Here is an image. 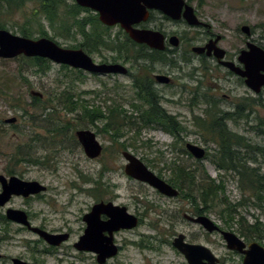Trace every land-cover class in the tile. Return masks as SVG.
I'll return each mask as SVG.
<instances>
[{
  "label": "rangeland",
  "instance_id": "obj_1",
  "mask_svg": "<svg viewBox=\"0 0 264 264\" xmlns=\"http://www.w3.org/2000/svg\"><path fill=\"white\" fill-rule=\"evenodd\" d=\"M186 1L194 8L198 19L206 24L205 27H191L185 21L164 20L161 13L156 14L153 23H160L175 32L187 31L186 36L196 37L192 45L195 47L203 45L210 34L220 35L222 40L219 45L229 57L237 58L247 42L264 48V0ZM66 2L72 5L75 0ZM36 9L39 10L36 0H26L21 8L12 12L3 9L0 22L5 23L7 30L13 34L22 35L21 28L26 25L35 31L32 37L26 38L45 37L40 35L39 22H36L33 16ZM78 19L81 23L87 21L85 29L78 28V32L67 37L56 34L45 21L44 29L48 32L47 36L54 39L60 47L82 49L88 52L96 64L99 63L96 62L98 57L93 56L94 52H103L104 56L114 57L113 60L117 64L130 70L131 76L95 75L84 69L64 67L49 60H46L47 66L38 67L30 63L29 59L32 58L26 59L23 56L0 58V174H4L8 180L9 176H17L27 181H38L50 188L42 200L25 203L22 199L14 198L4 209H0V212H4L8 207L30 209L35 216L32 219L38 226L46 223L49 229L66 227L80 231L84 227L82 217L100 198L115 200L128 206L130 210L136 208V199H140L141 202L153 201L161 208L169 206L158 193L124 173L126 160L122 153L127 151L142 160L157 175H161L166 182L171 178L174 164L196 170L199 178L203 175L220 180L222 176L223 180H226V196L230 203L235 204L242 196H246L248 200L249 205L239 207L235 218L238 220L243 218L249 222L248 224H253L255 218H258L264 224V204L261 207L256 206L258 200L253 198L250 192L239 189L238 181L237 179L235 181L232 175L223 176L224 173H221L207 157L208 154H214L217 147L216 144L205 141V133L208 136L210 134L202 130L197 121L198 118H206L207 114L211 115L210 118H215L219 113L235 112L237 106H244L248 102V107L249 103L251 104L249 116L244 118L243 114L237 120H227L225 125L231 132L245 137L251 145L264 148V89L256 95L238 78L229 76L224 68H219L215 59L200 57L192 52L190 53L192 62L185 63L179 58H172L174 61L170 60L171 58L163 60L161 54L144 49L146 55L138 63L132 52L118 51L116 47L118 42H127L121 35L117 40L115 35L119 34L118 29L110 33L113 42L107 41L106 45L101 46L99 42L85 41L86 33L90 35L89 30H92L94 25L90 24L91 19H94V12L81 11ZM244 26L249 27V36L242 31ZM95 30L101 31L102 28L96 25ZM106 39L108 40L107 37ZM187 44L188 49L191 45ZM190 72L195 76L192 80H189ZM167 73L173 75L180 85L169 86L156 82L155 88L168 98L161 102L162 106L166 108L170 117L175 119L178 126L184 128L178 138L162 128L145 127L133 130L122 139L130 145L125 149L115 144L111 139V133L98 134V129L103 128L102 123L91 124L87 119H78L85 117V108L108 113L109 108L119 105L131 112V104L140 103L135 99V82L145 80L148 76L152 79V74ZM69 93L75 95L74 102L77 100L81 102L80 110L72 114L66 109L67 104L71 105L66 99ZM36 98L40 100L37 101ZM55 103H59L60 107L56 109V115L49 116L51 109L44 110V106L49 107ZM53 117L59 119L56 125L50 119ZM11 118H16V122L7 123L6 120ZM62 126L71 128L65 130V135L54 138L52 129H60ZM82 129L98 134L97 138L104 148L98 159L87 157L76 138L71 140L72 136L75 137L76 131ZM188 144L203 147L206 156L203 159L195 158L187 150ZM250 152L248 158H256L257 161L248 164L257 167L264 174V155L254 154L252 150ZM20 158L22 161L15 164L14 161ZM83 176L104 184L98 185V190L101 189L99 195L96 189H91V184L83 183ZM176 187L181 193L179 198L185 200L181 202L182 208L190 210L191 203L187 198L196 199L197 203L193 205L195 208L205 204L199 198L200 192L196 188L183 189L179 184ZM215 203L217 201L208 202L207 216L217 223H227L229 213L224 212L220 206H215ZM1 216L2 212L0 236H4L5 239L0 252L5 257L0 259V264H11L9 258L29 250L25 241L34 236L19 231V227L8 219V223L4 222ZM229 227L238 229L240 226L235 223ZM140 230L147 231L148 228L144 226ZM174 230L199 228L188 226L183 221H176ZM257 236L263 238L261 235ZM133 254L134 250L130 249L128 255ZM85 256V264H94L91 254ZM54 260L48 259L50 262Z\"/></svg>",
  "mask_w": 264,
  "mask_h": 264
},
{
  "label": "flooded vegetation",
  "instance_id": "obj_2",
  "mask_svg": "<svg viewBox=\"0 0 264 264\" xmlns=\"http://www.w3.org/2000/svg\"><path fill=\"white\" fill-rule=\"evenodd\" d=\"M96 13H94V18L96 16H98L99 18V14ZM158 13L161 12L157 10H149V19L134 24L133 28L138 30L162 33L164 36V49L157 50L149 47L147 44H136L143 46L146 51H150L151 53H156V51L162 52L164 57H166L167 59L171 58L170 60L172 61H174V59L172 58H179V60L184 61L185 63L192 62V56L190 54L191 52L199 55L200 57L215 59L219 68H224L229 76L238 78L240 82L246 85V79L244 77L237 75L234 71L230 70L225 65H222L219 62L214 54V50H212V53L210 55L207 52L202 54L194 52L193 48L195 46L192 45L193 41L196 40L195 36L191 35L188 37L186 36L187 31H184L183 33L175 32L174 30H169L160 23H153L156 20L155 16ZM161 14L163 15L162 18L164 20H172L163 13ZM177 21L186 22V20H184L183 18ZM101 26L103 30L106 31L103 33L104 39L110 43L113 42L111 40L112 37L110 38V33L114 29L119 30V34L116 33L115 35L117 40L119 39L118 36L120 35L122 37H125V39L126 36L129 37V35L125 33V31L121 28L120 24H117L113 27H109L105 24H101ZM205 26L206 24L203 23L197 27ZM217 36L219 35H208L207 41L199 47H205L210 41L215 40ZM106 37L108 38V40L106 39ZM173 37H176L177 39H173ZM220 41L218 42V44L220 43ZM187 43L191 45L188 47V49L186 48V45H188ZM246 49L247 43L246 47L240 50L238 56H236L237 58H235V56L229 57L227 54L225 58L226 61L234 62L241 69H245V65L239 62V55L242 50ZM94 55L98 57V60H94H97L96 62L99 64L116 63L115 60H113L114 57L112 58L109 56H104L103 52H94L93 56ZM179 69H181V66L179 67ZM127 76H131L130 70L128 71ZM158 76H164L167 79L165 82H162L165 83L164 85L177 86L180 84L170 73L161 75L152 74L153 80L150 78V76L146 77L145 80H142L143 86L145 85L146 87H148L149 91L156 95V97H154V100L157 102L158 106L165 110L167 112V115L170 116L166 108H164L161 104V102H163L164 100H168V98L162 95V91L156 90L155 88L156 82L161 83L158 80ZM189 77V80L195 78L194 73L190 72ZM134 85H136V82ZM76 141L82 147L77 138ZM0 176L5 177L4 174H0ZM139 183L149 187L150 189H152V191L158 193L162 197V199H164V201L168 202L169 206L161 208L157 203H154L153 201L146 200L141 202L140 199H136V208L130 210L128 206L122 203H117L115 200H104L103 198H100L97 199V202H95L90 207L89 211L82 217V223L84 227L80 231H74L66 227L49 229L46 223H42L40 226H38L32 219V217L35 216L32 214V211L30 209H20L28 214L31 226L39 228L50 234L66 235V239L59 245H51L37 232L29 229V227L12 222L19 227V231L28 232L34 237L29 238V240L25 241V245L29 246V250L26 248L27 250L25 253L20 254L16 257H10L9 261L11 262V264H13V259H18L27 264H85V255L91 254V260H94V264H245L246 259L250 258L249 253L251 251V245L258 244L261 248L257 247V249L264 250L263 238L257 235L251 236L249 235V233L247 234V232H242L235 228H231L229 227L230 225L228 224V221L227 223H217L215 221H212L207 216L206 210H209L208 206H204L203 204H201V207L198 208H195L196 206H193L195 205V203H197L195 201L196 199L193 200L192 198H187V200H189L191 203V207L190 210H186L185 208H182L181 202H184L185 200L179 198V195L181 194L180 192L177 197H168L147 183ZM3 187L4 186L0 181V194L4 192ZM74 187L77 186L74 185ZM173 187L179 191V188H177L176 186ZM49 190L50 188L47 186V190L45 192L30 195L29 197H24L23 195H13L9 200V203L14 198L22 199L25 203L42 200L46 197L45 195ZM83 190L86 191V189ZM96 191L98 195L101 193V191L98 189H96ZM96 205L103 206L94 214V216L96 215L94 217V223L90 224L87 221V218L88 215L92 213L93 208ZM4 208L5 207H0V209ZM1 212L4 220V216L6 218V210H4V212ZM200 217L210 219L218 227V229L210 231L204 224L197 222V219H199ZM133 220H135L136 223L134 227H124L132 223ZM179 220L183 221L188 226L199 228V230H174L175 222H180ZM91 225L95 227L93 233L91 232V234L96 237L93 244L91 245V247L87 245L88 248L78 247L79 244L82 245L83 243H86L87 230ZM144 226L148 228L147 231L140 230ZM117 227L119 228L117 229ZM224 232L233 233L238 238L233 240V247L229 246ZM83 238H86L85 241L83 240ZM4 239V236H0V250ZM130 249L134 250V254L131 256L128 255ZM183 250L188 251L189 255L187 256V253H185ZM102 251H105V253L108 252V255L103 257ZM253 255L255 256L253 258L258 259L257 256H264V252L258 250L257 255ZM4 257L5 256L0 252V259H3ZM174 257L176 258V260ZM189 257L191 260L189 259ZM51 258L55 259L54 262L48 261V259L51 260Z\"/></svg>",
  "mask_w": 264,
  "mask_h": 264
},
{
  "label": "trees",
  "instance_id": "obj_3",
  "mask_svg": "<svg viewBox=\"0 0 264 264\" xmlns=\"http://www.w3.org/2000/svg\"><path fill=\"white\" fill-rule=\"evenodd\" d=\"M26 0H0V14L3 9H6L7 12H12L15 9L21 8V6L25 3ZM39 4V10L36 9L34 11V17L36 18V22H39L40 30L39 33L42 36H47L48 32L44 29V21L47 22L56 32V34L60 36H69L70 34L78 32V28L85 29V25H87V21L81 23L79 21V15L81 11H88L86 8H82L76 3L69 4L66 0H36ZM43 19V20H42ZM73 21H72V20ZM90 24H94L92 30L90 29V35H87V40L94 41L96 43H100L99 45H106L107 41H105L101 31H96V25H100V21L98 17L91 19ZM5 23L0 22V28H5ZM95 28V29H94ZM35 32L31 26H22L21 34L25 37H32ZM83 32V31H82ZM96 33V34H95ZM75 35V34H74ZM127 42L123 43L121 41L117 44V49L119 52H132L133 56H135V60L139 63L140 60L146 55V51L144 47L136 44L132 41L128 36H126ZM85 47V46H82ZM109 47V45H108ZM161 54L163 60L167 58L163 56L162 52L156 51ZM28 59V58H26ZM30 63L34 66L43 67L47 66V61L40 58H32ZM168 60V59H167ZM67 67V66H64ZM136 94L135 99L139 100L140 103L131 104L132 110L129 112L122 106L111 107L108 110V113L102 112L99 110H95L94 108H85V117L78 118L79 120L87 119L91 124L102 123L103 128L98 129V134L103 132L111 133V139L115 142V144L120 147H124L125 149L129 147V144H126L122 139L126 137L133 130L143 129L145 127H155L162 128L165 131L169 132L175 138H178L179 134L184 131V128L178 126V123L175 122V119L171 116L167 115V112L158 106L157 102L154 100L156 95L149 91V88L145 85L143 86L142 80L136 82ZM75 95L69 93L66 98L67 101L71 102V105L66 106V109L69 113H76V111L80 110L79 100L76 102L73 101ZM63 99V98H62ZM61 99V100H62ZM39 101V98H36ZM60 100V101H61ZM59 101V102H60ZM59 103H55L52 106H44V110L51 109V113L49 116H54L56 109L60 106ZM251 104L246 102L244 106H237L235 112L231 113H219L215 118H210L211 115L207 114L206 118H198L199 127L208 131V136L205 132V141L212 142L216 144V152L214 154H208L207 157L216 165L217 169L224 173L223 176L232 175L234 180L238 181V188L242 189L244 192H250L253 195V198L258 200V204L256 206L261 207L264 204V174L256 167L250 166L248 163L256 162V158H248L250 156L252 150L254 154H262L264 155V148L260 146H253L249 141L237 133H233L230 129L227 128L225 123L227 120H237L244 114V118L249 116V111ZM82 109V108H81ZM104 113V114H103ZM221 114V115H220ZM78 115V114H77ZM54 121L56 125L59 121L57 118H50ZM54 125V126H55ZM73 125V124H72ZM206 125V126H205ZM71 127L65 128L62 126L59 128L52 129L51 133H54V138L65 135L67 129ZM72 136V135H71ZM75 137L72 136L71 140ZM123 148V149H124ZM22 159H17L14 161L15 164L20 163ZM13 163V164H14ZM174 169L170 175V179L168 182L173 185H180L184 188H196L200 192L199 198L204 201V206H209V201H214L215 206H220L224 212L229 213V221L228 224L233 226V224L238 223L239 228L237 230L242 232H247L249 235H261L264 238V224L260 222L258 218H255L253 224H248L243 218L238 220L234 215L237 214V210L239 207H246L249 204L248 200L245 197H241L238 202L235 204L230 203L226 196V180H223V177H220V180L208 178L206 176L198 177L196 170H192L189 167H183L174 164ZM104 174L102 175V177ZM163 178L161 175H159ZM83 183L91 184L92 190L98 189L99 184H103L102 182H98L88 179L83 176ZM104 185V184H103ZM197 185V186H196ZM88 192H91L87 190ZM96 191V190H95ZM101 191V189H100ZM94 197L97 195H93ZM190 196V195H189ZM191 197V196H190ZM193 197V196H192ZM251 199V196H250ZM195 200V198H194ZM3 219V216H1ZM4 222H7V219L4 216ZM263 234V235H262Z\"/></svg>",
  "mask_w": 264,
  "mask_h": 264
},
{
  "label": "water",
  "instance_id": "obj_4",
  "mask_svg": "<svg viewBox=\"0 0 264 264\" xmlns=\"http://www.w3.org/2000/svg\"><path fill=\"white\" fill-rule=\"evenodd\" d=\"M76 2L82 7H87L96 11L102 23L109 26L120 24L135 42L147 44L149 47L157 50H163L165 47L162 33L133 28L134 24L148 19L149 10H159L174 20H179L183 17L191 26L201 24L195 14L194 8L187 4L185 0H76ZM242 31L248 36L250 35L249 27L244 26ZM173 39L177 38L173 37ZM220 40L221 36H217L215 40L210 41L205 47H194L193 51L198 54L207 52L210 55L212 50H214L216 58L222 65H225L237 75L244 77L246 79L247 88L259 94L264 89V49L255 43L248 42L247 49L242 50L239 55V62L245 65V69H241L234 62L225 60L226 51L218 46ZM19 55L47 59L59 65H66L75 69H84L94 74L128 73V70L121 64H96L82 49H65L47 37L31 39L14 35L5 29H0V58L9 59ZM158 80L162 83L167 79L164 76H158ZM34 95L39 94L34 93ZM6 122L14 123L16 122V118L8 119ZM76 137L81 143L87 157L97 159L101 156L103 146L98 141L95 132L88 129L78 130L76 132ZM186 147L195 158L203 159L206 156V150L203 147L193 144H188ZM122 155L128 162L125 168L126 175L137 181L149 184L168 197H177L179 195L177 189L160 178L135 155L127 151L123 152ZM0 181L4 186V192L0 194V207H5L13 195L29 197L30 195L39 194L47 190V187L38 181H25L16 176L11 177L9 180L4 176H0ZM102 206L103 205L94 206L92 213L89 214L87 218L90 224L94 223V217L96 216H94V214ZM6 218L14 223L29 227V229L37 232L51 245H59L66 239V235L50 234L31 226L28 214L23 210L9 208L6 210ZM197 222L204 224L210 231L218 229L208 218L200 217L197 219ZM135 225V220H133L132 223L124 227L131 228ZM118 228L119 227H117V229ZM94 230L95 227L92 225L89 226L86 243L82 245L79 244L78 247H91L96 238L91 234ZM224 235L229 246L233 247V240L238 239L236 235L230 232H224ZM85 239L86 238H83L84 241ZM250 247V258L246 259L245 264H264L263 255L257 256L259 260L253 258L255 257L253 254L257 255L258 250L261 252H264V250L257 249V247L261 248L258 244H253ZM183 251L187 253V256L189 255L188 251ZM106 255H108V252L105 253V251H102V256L104 257ZM12 262L13 264H27L18 259H13Z\"/></svg>",
  "mask_w": 264,
  "mask_h": 264
}]
</instances>
